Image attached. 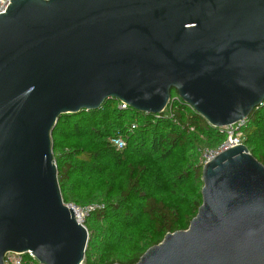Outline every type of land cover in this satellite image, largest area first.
I'll return each mask as SVG.
<instances>
[{"label": "water", "instance_id": "1", "mask_svg": "<svg viewBox=\"0 0 264 264\" xmlns=\"http://www.w3.org/2000/svg\"><path fill=\"white\" fill-rule=\"evenodd\" d=\"M214 128L264 103V0H10L0 14V264H82L52 131L108 99L161 114L171 91ZM202 203L136 264H264V166L239 145L202 166Z\"/></svg>", "mask_w": 264, "mask_h": 264}, {"label": "trees", "instance_id": "2", "mask_svg": "<svg viewBox=\"0 0 264 264\" xmlns=\"http://www.w3.org/2000/svg\"><path fill=\"white\" fill-rule=\"evenodd\" d=\"M118 105L108 99L97 110L61 115L52 131L64 204L102 206L84 220L82 264H136L167 233L186 230L202 203L200 150L226 138L175 90L158 115ZM242 130L244 145L264 166V103ZM114 136L125 139L122 150L109 143Z\"/></svg>", "mask_w": 264, "mask_h": 264}, {"label": "built area", "instance_id": "3", "mask_svg": "<svg viewBox=\"0 0 264 264\" xmlns=\"http://www.w3.org/2000/svg\"><path fill=\"white\" fill-rule=\"evenodd\" d=\"M9 1L10 0H0V14L4 13ZM169 104H170V101H169ZM169 104L167 106H169ZM118 108L121 110H126L128 109V106L124 103L119 102ZM245 124H246V119L221 128L223 133H225V136H226L225 140L223 141V143H221L219 146H217L214 149L204 148L200 150V158H199L200 165L203 166L208 161H210L212 158L228 150L229 148L239 146V145H244L243 143L244 133L242 129L245 127ZM134 128L135 126L132 125L129 131H131ZM109 143L116 150H122L126 145L125 139L120 136L118 137L114 136V137L109 138ZM67 205L74 208V211H75L74 214H75L76 220L83 225H84L85 218L90 213H92L96 209L102 208V206L97 205V204L88 205L85 207H78L74 204H67ZM25 254H27L29 258L28 264H39V262L37 261V259L34 257V255L31 252L7 253L4 258V264H23L24 263L23 256Z\"/></svg>", "mask_w": 264, "mask_h": 264}]
</instances>
